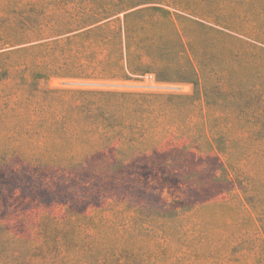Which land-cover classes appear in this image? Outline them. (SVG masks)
Returning a JSON list of instances; mask_svg holds the SVG:
<instances>
[{
  "label": "trees",
  "instance_id": "obj_1",
  "mask_svg": "<svg viewBox=\"0 0 264 264\" xmlns=\"http://www.w3.org/2000/svg\"><path fill=\"white\" fill-rule=\"evenodd\" d=\"M107 17L0 52V162L76 170L108 155L119 169L171 140L217 156L218 180L239 194L198 210L113 202L92 215L45 216L23 264H264V173L242 164L251 144L264 153V4L234 31L158 6ZM146 77L191 93L50 86Z\"/></svg>",
  "mask_w": 264,
  "mask_h": 264
},
{
  "label": "rangeland",
  "instance_id": "obj_2",
  "mask_svg": "<svg viewBox=\"0 0 264 264\" xmlns=\"http://www.w3.org/2000/svg\"><path fill=\"white\" fill-rule=\"evenodd\" d=\"M263 4L264 0H0V52L64 38L105 22L107 16L108 20L122 19L128 11L150 6L234 31L238 24L259 15ZM50 86L191 93L190 85L158 84L151 77L133 85L51 81ZM182 146L166 141L155 152L119 169L111 168L113 161L108 155L76 170L35 168L21 160L0 162V234L6 235L0 244V264L26 262L29 251L41 240L40 220L45 216L62 218L68 209L92 215L99 207L120 202L144 209L188 205L198 210L239 194L236 187L218 180L221 162L217 156L199 155ZM259 151L251 144L249 152L253 155L244 158L242 164L247 173L257 171L262 177L264 153L261 156Z\"/></svg>",
  "mask_w": 264,
  "mask_h": 264
},
{
  "label": "water",
  "instance_id": "obj_3",
  "mask_svg": "<svg viewBox=\"0 0 264 264\" xmlns=\"http://www.w3.org/2000/svg\"><path fill=\"white\" fill-rule=\"evenodd\" d=\"M96 86H99V87H114V86H111V85H109V86H105V85H96Z\"/></svg>",
  "mask_w": 264,
  "mask_h": 264
}]
</instances>
